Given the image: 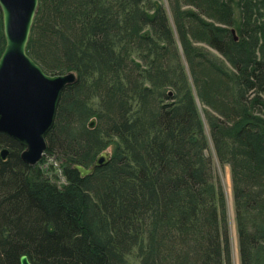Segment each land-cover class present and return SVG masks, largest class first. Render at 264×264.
Here are the masks:
<instances>
[{"label":"trees","instance_id":"1","mask_svg":"<svg viewBox=\"0 0 264 264\" xmlns=\"http://www.w3.org/2000/svg\"><path fill=\"white\" fill-rule=\"evenodd\" d=\"M167 2L174 27L163 0H39L27 52L76 80L38 162L0 131V264L23 253L33 264H231L197 98L217 113L209 136L230 166L239 263L264 264V0ZM4 41L0 13V52ZM108 146L109 160L80 175L74 164ZM47 156L64 181L39 166Z\"/></svg>","mask_w":264,"mask_h":264},{"label":"water","instance_id":"2","mask_svg":"<svg viewBox=\"0 0 264 264\" xmlns=\"http://www.w3.org/2000/svg\"><path fill=\"white\" fill-rule=\"evenodd\" d=\"M39 0H0L4 45L0 52V131L16 139L23 149L21 159L35 164L42 157L45 134L53 124L62 89L76 80L73 70L45 71L27 52ZM93 119L89 121L92 125ZM8 148L0 149L1 158ZM107 148L101 150L92 163H75L80 175L91 173L109 160ZM19 264H33L26 254Z\"/></svg>","mask_w":264,"mask_h":264},{"label":"rangeland","instance_id":"3","mask_svg":"<svg viewBox=\"0 0 264 264\" xmlns=\"http://www.w3.org/2000/svg\"><path fill=\"white\" fill-rule=\"evenodd\" d=\"M164 4L166 5L167 9H168V13L170 16V21L174 27V21H173V17L171 15L170 12V8L168 5L167 0H163ZM188 6V5H186ZM176 34V33H175ZM176 38H177V34H176ZM197 44H201L202 46H205L207 49L215 52L216 54L217 51L213 48H211L208 44L201 42V41H194ZM177 43H178V48L180 50V53L182 55L183 58V62L185 65V68L188 72V77L190 79V81H192L190 72H189V66H188V62L186 61L183 52L181 51V45L179 44V40L177 38ZM208 76V75H207ZM197 105H198V109L200 111V115L203 121V126H204V130L205 133L208 137V148L206 150V152L208 154H211L212 156V160H213V172L215 173V178L217 181L220 182V184L222 185L224 192H225V197H226V206H227V216H228V222H229V235H230V247H231V264H240L239 263V254H238V245H237V234H236V225H235V217H234V209H233V197H232V182H231V176H230V166L229 163L224 162V163H220L215 155H214V150H213V146H212V142L210 140V136H209V126H208V120H207V112H211L212 114H217L216 111L211 108L209 105L204 104L203 102H201L198 98H197ZM107 150H109V152L111 151V146L107 147ZM38 162V161H37ZM54 164L57 166L58 162L57 160H55L53 157L51 156H47L45 157V159L43 161H41L39 163V166L44 168L45 172L48 173L51 177L52 180L56 181L57 183H60L62 181H64V177L61 174V171L59 168H52L49 167L50 164ZM57 175V176H56ZM58 177V178H56Z\"/></svg>","mask_w":264,"mask_h":264}]
</instances>
